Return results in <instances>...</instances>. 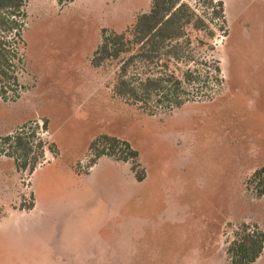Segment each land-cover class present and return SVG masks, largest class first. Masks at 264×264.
<instances>
[{"label": "rangeland", "instance_id": "rangeland-1", "mask_svg": "<svg viewBox=\"0 0 264 264\" xmlns=\"http://www.w3.org/2000/svg\"><path fill=\"white\" fill-rule=\"evenodd\" d=\"M208 1L182 0L208 28L187 27L167 47L177 57L128 66L134 84H182L150 112L115 96L122 65L90 61L102 31L126 33L151 0H26L21 41L0 29L17 77L0 84V138L34 133L31 156L43 149L32 174L0 157V264H230L236 231L264 233L247 184L264 166V0H212L222 26ZM103 134L139 152L142 183L107 157L88 168Z\"/></svg>", "mask_w": 264, "mask_h": 264}, {"label": "trees", "instance_id": "trees-1", "mask_svg": "<svg viewBox=\"0 0 264 264\" xmlns=\"http://www.w3.org/2000/svg\"><path fill=\"white\" fill-rule=\"evenodd\" d=\"M59 5H63L72 0H57ZM212 17L221 22V26L226 24L224 5L219 1L213 5V1H208ZM26 0H0V29L4 31H15V42L21 41L20 25L12 18H23ZM193 27L197 31H204L208 27L205 21L198 17L187 4L182 0H151L149 12L143 13L136 18L133 26L126 33H115L104 29L102 31L101 43L94 51L91 58V65L94 68L102 67L105 63L115 61L121 66L117 74L114 86L116 97L124 100L132 106H139L150 112L152 105L150 102L157 98V103L161 98L172 102V97H176L182 91V84L179 81H172L170 78L159 76L148 78L141 83L134 84L127 75V68L130 64L138 61H158L169 58V55L177 57V52L167 50L170 43L182 39L187 27ZM219 30L225 33L224 27ZM8 42L0 39V84L17 83L14 75L15 65L12 63V56L7 50ZM19 61V58L17 59ZM167 68V65H164ZM220 73L219 67H216ZM186 82L198 81L194 72L185 74ZM2 85V86H3ZM6 91H1L5 94ZM5 99V98H4ZM175 103L179 106L181 103ZM153 111H151L152 113ZM25 128V127H24ZM23 132V131H22ZM34 133L24 136L21 133L0 138V157L2 155L15 158L17 168L28 167L32 174L42 155V143L35 145L37 157L31 156L35 153L31 140ZM11 151V153H9ZM88 155L91 159L88 168L96 165L102 157L110 158L116 162L130 164V170L137 183H142L146 179L145 170L139 162V152L132 146L119 138L100 135L95 138L88 147ZM80 172H78L79 174ZM249 189L258 198H264V166L256 170L247 181ZM20 208L31 210L33 203L23 205ZM264 246V233L258 229L241 227L235 232L233 240L227 247L226 254L230 264H255L261 256Z\"/></svg>", "mask_w": 264, "mask_h": 264}]
</instances>
